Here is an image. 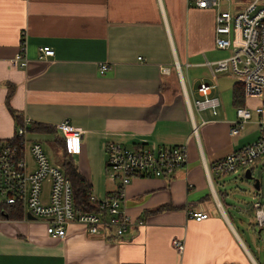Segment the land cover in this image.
I'll return each instance as SVG.
<instances>
[{
  "label": "crops",
  "instance_id": "1",
  "mask_svg": "<svg viewBox=\"0 0 264 264\" xmlns=\"http://www.w3.org/2000/svg\"><path fill=\"white\" fill-rule=\"evenodd\" d=\"M217 11L189 0H0V138L15 134L12 109L33 123L56 127L69 120L83 131L77 165L98 198L117 187L99 181L110 141L129 148L186 145L188 154L171 178L132 179L126 211L142 223L122 236L111 230L91 235L72 224L69 235L58 238L37 218H0V264H260L228 211L221 175L211 171L210 181L205 168L256 140V117L240 135L231 133L234 83L220 72L213 93L221 106L217 114L194 111V134L182 85L181 75L193 98L201 82L213 83L205 62L218 60L223 50L215 44ZM22 43L25 68L12 63ZM41 45L55 55L39 59ZM102 63H108L105 73ZM261 101L246 97L245 105ZM189 208L210 216L197 221ZM176 238L185 242L182 254L174 248Z\"/></svg>",
  "mask_w": 264,
  "mask_h": 264
},
{
  "label": "built area",
  "instance_id": "2",
  "mask_svg": "<svg viewBox=\"0 0 264 264\" xmlns=\"http://www.w3.org/2000/svg\"><path fill=\"white\" fill-rule=\"evenodd\" d=\"M201 8L216 7L215 44L219 49L231 50V56L217 61L206 60L213 83L201 82L196 87L197 96L190 98L181 73L188 108L193 119V131L198 135L199 124L194 120V111L211 110L218 113L221 99L213 93L217 87L216 79L220 72L238 76L243 83L245 97H264V0H247L236 11L221 8L222 0H189ZM55 50L49 45L38 47V58H51ZM12 63L20 68L28 64L26 45L22 43ZM108 63L100 65V72L105 73ZM256 120L259 137L241 148L229 153L215 162L211 168L205 165L206 173L212 181L211 171L221 176L242 171L245 177L247 169H252L264 155V101L254 107L246 105L236 108L237 119L231 124V133L240 135L246 125ZM205 123V119L202 120ZM32 120L28 117L17 122L12 138H0V203L14 205L27 217L46 223L48 234L58 238L69 235L72 224H79L91 234H102L104 230L113 231L116 236L124 235L134 222L126 211V187L136 176L168 177L186 166L188 154L186 145H165L150 147L139 145L129 148L120 142L110 141L106 145V171L110 181L116 182V190L103 198L92 192V200L99 205V211H86L76 206L74 191L69 177L63 168L51 162L39 139L30 134ZM65 141L66 150L73 155L80 151L83 131L73 126L69 120L56 125ZM49 187L45 194V184ZM259 226H264V202L253 203ZM191 218L201 221L210 216L209 212L189 208ZM174 248L179 254L185 250V242L176 238Z\"/></svg>",
  "mask_w": 264,
  "mask_h": 264
},
{
  "label": "rangeland",
  "instance_id": "3",
  "mask_svg": "<svg viewBox=\"0 0 264 264\" xmlns=\"http://www.w3.org/2000/svg\"><path fill=\"white\" fill-rule=\"evenodd\" d=\"M242 1L244 0H232L231 7L228 6L227 0H223L222 3L223 7H229L231 10H233L234 6ZM231 54V50L229 49L220 51L218 50L216 54V59H225L230 57ZM221 76L224 75H220V78H223ZM224 77L226 78L228 83H234L235 81L239 80L237 75L231 73H229L228 76ZM221 82H223V80ZM224 88L225 86H219L220 90L223 89L224 91ZM251 103L252 104L250 105L256 104L257 100L254 99ZM253 114L255 118L256 113ZM30 136L39 139L43 144L45 152L51 162L58 164L62 167L64 146L62 143H60L61 140H63L61 133H59V140H56L53 135L46 133H31ZM72 157L74 159V162L77 164L78 156L76 154H73ZM253 171L255 177L261 179V188L259 190L255 188L253 181L247 180L242 177L241 170L223 175L221 176V179L222 181H224V189H226L227 192V201L231 204V207L228 211L232 215L236 229L247 244L253 256L257 259L258 262H260V264H264V226H259L256 218V210L255 208H253V203L255 201L261 200L262 202H264V155H262L257 161V163L254 165ZM103 172L104 176L103 178L101 177L102 179L99 181L101 182L103 180L111 182L108 176L106 175L107 171L105 172L103 170ZM48 184V182H46L45 184V194L47 193L49 187Z\"/></svg>",
  "mask_w": 264,
  "mask_h": 264
},
{
  "label": "trees",
  "instance_id": "4",
  "mask_svg": "<svg viewBox=\"0 0 264 264\" xmlns=\"http://www.w3.org/2000/svg\"><path fill=\"white\" fill-rule=\"evenodd\" d=\"M10 95L11 90L8 95V100ZM232 97L234 106L239 107L245 105L246 97L244 86L240 80L235 81L233 84ZM12 112L15 114L18 122L21 121L22 118L17 115L16 111L12 109ZM30 131L31 133L50 134L53 135L56 140L60 139V132L54 126L32 123ZM60 143L64 146L62 167L72 183L76 206L82 207L86 209V211H99V205L91 198L93 192V185L91 181L79 169L78 165L74 162L72 155L67 152L64 139L61 140ZM23 217H25L24 213L14 205L0 203V218L22 219Z\"/></svg>",
  "mask_w": 264,
  "mask_h": 264
},
{
  "label": "water",
  "instance_id": "5",
  "mask_svg": "<svg viewBox=\"0 0 264 264\" xmlns=\"http://www.w3.org/2000/svg\"><path fill=\"white\" fill-rule=\"evenodd\" d=\"M244 178L247 179V180L253 181V184H254L256 189L259 190L261 188V179L258 178V177H255L254 171L252 169H247L246 170ZM27 217L35 219V217L32 214H28Z\"/></svg>",
  "mask_w": 264,
  "mask_h": 264
}]
</instances>
